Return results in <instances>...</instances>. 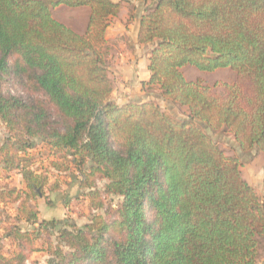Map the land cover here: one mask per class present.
Listing matches in <instances>:
<instances>
[{
  "label": "trees",
  "instance_id": "trees-1",
  "mask_svg": "<svg viewBox=\"0 0 264 264\" xmlns=\"http://www.w3.org/2000/svg\"><path fill=\"white\" fill-rule=\"evenodd\" d=\"M125 1L0 0V120L9 134L0 142V264H28L36 251L48 253L46 264H259L264 198L201 124L264 152V0H156L142 15L138 42L154 44L143 85L186 106L187 119L153 101L112 99L106 30ZM59 5L90 8L84 34L54 17ZM186 65L229 67L236 80L218 92L188 80ZM12 82L27 96L5 90ZM35 138L58 157L49 168L72 173L105 214L83 226L40 221L48 175L27 169L25 188L8 182ZM109 195L121 198L113 208ZM11 203L12 222L3 209Z\"/></svg>",
  "mask_w": 264,
  "mask_h": 264
},
{
  "label": "rangeland",
  "instance_id": "rangeland-1",
  "mask_svg": "<svg viewBox=\"0 0 264 264\" xmlns=\"http://www.w3.org/2000/svg\"><path fill=\"white\" fill-rule=\"evenodd\" d=\"M82 7L89 8L88 6L70 7L66 5H59L53 8V15L57 19H63L71 14L72 16L79 18L83 17ZM90 9V8H89ZM152 44V43H149ZM154 46V44H153ZM113 46H110L109 51V75L110 67L113 63V56L115 52L112 50ZM153 47L150 50V54ZM130 62H132L130 60ZM185 77L191 81L201 80L203 83L208 84L214 90L218 92H224L227 89V85L233 84L236 80L235 72L229 67L217 68L212 71L201 70L193 65H186L183 67ZM113 73V72H112ZM111 77V76H110ZM112 78V77H111ZM115 84L114 78H112ZM5 90H11L15 94L27 96L28 91L23 92V87L18 82H12L11 86L8 83L4 86ZM145 92L150 95V99L144 101H153L158 104L163 110L171 114L178 119L188 118V108L186 106L179 105L173 101L165 98L162 95L161 89L158 86H144ZM147 98V97H146ZM113 99V98H112ZM114 100V99H113ZM115 101V100H114ZM116 102V101H115ZM140 102V101H131ZM143 102V101H141ZM117 103V102H116ZM202 128L214 139L215 142L223 148L227 154L237 156L241 160V173L244 179H246L257 191L261 199L264 198V152H245L238 145L235 137L228 131L218 130L212 131L205 124H201ZM5 124L0 120V142L8 136ZM34 147L29 150L27 160L23 161V166L19 170L12 172L11 178L8 182L11 185L19 188H25V175L27 169H35L37 171L48 175V184L45 187L44 194L37 199V207L39 209L40 221L57 219L61 221V224H77L83 226L87 223L93 214L104 213V210H94L89 206V197L84 194V191L79 187V183L72 176L70 172H60L49 168L50 161L57 159L58 157L51 153L49 148L44 146L39 138L33 139ZM40 168V169H39ZM49 172H46L45 170ZM103 180L98 181V185L102 187ZM106 196V195H105ZM121 198L116 195H109L105 197V206L115 207ZM16 203L5 205V209L8 220L12 222L14 219ZM105 214V213H104ZM4 213L0 216L1 220H6ZM19 224L31 231H39L40 226L38 224H27L26 222H19ZM0 230V234H1ZM47 235H43L44 240ZM56 237L53 236L55 240ZM42 240V241H43ZM42 241H38V246H42ZM6 249L13 250L15 247L11 240L5 241ZM260 254L264 255V238L261 240ZM48 253L46 251L33 252L28 259V264L38 262L39 264H46Z\"/></svg>",
  "mask_w": 264,
  "mask_h": 264
},
{
  "label": "crops",
  "instance_id": "crops-1",
  "mask_svg": "<svg viewBox=\"0 0 264 264\" xmlns=\"http://www.w3.org/2000/svg\"><path fill=\"white\" fill-rule=\"evenodd\" d=\"M156 0H127L123 3L117 16L111 19L106 30V38L115 52L110 67V76L115 80L112 98L120 105L131 101L150 99L143 83L150 78V50L153 44H140L138 32L140 20L148 7ZM82 9L83 17L77 18L69 14L58 19L80 34L87 30L90 9ZM130 60L132 62H130ZM147 97V98H146ZM259 264H264V255L260 254Z\"/></svg>",
  "mask_w": 264,
  "mask_h": 264
}]
</instances>
